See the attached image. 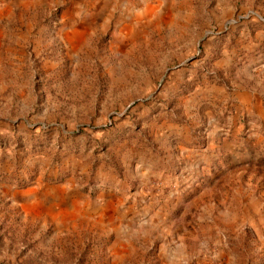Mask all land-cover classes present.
Wrapping results in <instances>:
<instances>
[{"label":"rangeland","instance_id":"1","mask_svg":"<svg viewBox=\"0 0 264 264\" xmlns=\"http://www.w3.org/2000/svg\"><path fill=\"white\" fill-rule=\"evenodd\" d=\"M0 264H264V0H0Z\"/></svg>","mask_w":264,"mask_h":264},{"label":"crops","instance_id":"2","mask_svg":"<svg viewBox=\"0 0 264 264\" xmlns=\"http://www.w3.org/2000/svg\"><path fill=\"white\" fill-rule=\"evenodd\" d=\"M14 0H9V3H12Z\"/></svg>","mask_w":264,"mask_h":264}]
</instances>
